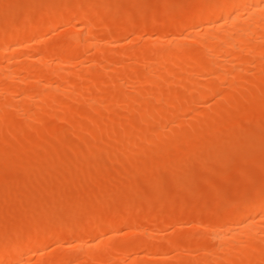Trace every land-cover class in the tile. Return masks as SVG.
Returning <instances> with one entry per match:
<instances>
[{"label":"rangeland","instance_id":"1","mask_svg":"<svg viewBox=\"0 0 264 264\" xmlns=\"http://www.w3.org/2000/svg\"><path fill=\"white\" fill-rule=\"evenodd\" d=\"M219 1L220 0H176V1L175 0H2L0 1V36L6 33H13L14 35L17 36V40L12 45L10 44L8 46L6 50L7 52L5 51L4 60H1V62L3 61L2 66L5 68L3 69V71L4 70L5 71L4 72L2 70L0 71H2L4 74H6L5 72L7 73L10 72L9 70L11 68H12L11 71L13 70L15 71L17 70L16 68H18V66L21 67L22 64L26 62L24 58L26 59L27 57L31 58L34 55L35 56L37 55L36 57L38 58L41 57L40 54L42 53L34 49L35 45L39 47L42 45L44 47H40V48L43 49L47 46L52 45L53 44L52 41H56L54 40L56 38L61 39L65 36V34L67 35V33L75 34L78 38L80 37L79 38L80 43L79 46H77L78 48L76 47H74L76 49L68 48L67 51L66 50L67 48L64 47V45H62V47L59 46L62 48V50L58 48L60 49L61 52L59 50H57V52L59 51L61 56L58 53L59 57L57 54H54L56 57L53 56V59H51L52 56L50 58L48 57L50 61L46 59V62L41 61L38 64H36V62L33 63L32 66L34 65L33 66L34 68L31 70L32 74L30 75L34 74V76H31L33 78L29 77V79L30 80L34 79L35 76L40 74L38 75L42 79L41 80L39 78L40 83L42 82V84H44L45 83L43 79L44 77L42 78L41 76L47 77L49 76V73L50 74L52 73V76L50 75L49 77H51L52 80L54 79L53 80L54 84L58 85L59 84L58 82L60 81H58L59 79L57 80L55 75H57L58 73L57 71H59V73H63L66 75L68 81H70L71 79H72L71 82L78 80V82L76 81L74 84L72 83L73 86L71 85L70 82H63L64 85L65 83H67V85H71L72 88H74V85L77 84V86L80 87L77 88V86L75 85L77 88L76 90H79L80 92V90L82 89L81 90L82 93L80 92L79 94L75 90V88L70 89L71 87L68 86L70 87L68 89L66 85L65 86L67 87L66 89L69 90L66 92L68 97L66 93H64V95L63 93L62 94L57 93L55 95L56 99L58 98V100L55 101L59 102L60 100L62 101L63 99V101L67 103V104L65 103L66 106H61L62 109L61 110L60 106L58 105L60 102L59 103L58 102L54 103L55 101L52 102V106L54 105L55 107H57V109L54 108L53 106L52 109L55 110H51L50 112L55 111L54 115L57 114L56 117L60 115L61 116L60 119L59 118L57 119L56 117H55L56 119L51 118L50 117L51 113L48 114V112L47 113L45 112L44 108H42L43 107L42 104L44 102L38 104V106L31 107V109H33L31 110V112L33 113V115L36 114L34 116L38 120L35 121L34 118V123H32L33 122L32 121L31 122L32 124H30V126L27 127V129L25 128L26 131L28 132H26L24 129V132H26V135L23 134L24 136L21 135L22 133L21 134L19 133L20 131L17 132L16 127L15 128L12 127L10 123L8 124V122L3 119L5 116L4 115L5 112L2 111L4 109L3 108L1 109V107L3 106L2 104L5 103V101L8 99V97L6 96L8 94L5 93L2 89L0 91L2 92V94L0 93L1 94L0 98H2V100L0 99L1 101L0 112L1 111L3 112L2 114L3 116L2 117L0 116V119L1 122H5L7 123V125H9L7 126L5 124L6 127H8L6 128L3 127L4 123L0 124V129L2 128L0 130V135H4L1 137L6 138L5 141L4 140L2 141V139H0V159L2 157V159L0 160V250L10 244H15L17 247V253L8 257L9 259L8 258L6 259L8 261L4 260L6 263L8 262L7 264H27V263L46 264L49 260L50 262H48V264H54L55 261L54 262L52 261L56 260V258H59L57 256H61V255L62 256L66 255L70 257H72L73 255H77V256L83 255L84 257L81 256L83 258L82 259L83 262L81 261L80 263L78 261L79 264H87V263L100 264L101 263L100 261L109 264H117V263L118 264H183V263L202 264L203 262H205V264L206 262H208V264H213V260H214V264H233V263L235 264L237 260L239 261V257L238 258L235 257L236 254L239 255L238 253H236L237 250L235 252L234 251L235 249H233L235 246L238 248V252L242 251L244 248L249 246L248 249L243 250L247 256V260L246 259L243 260L242 258V260L245 261V263L242 261L243 264H246V262L252 264L251 261L249 262V260H252L253 262V259L255 257H258L256 252L253 253V251L251 250L252 251L251 252L250 249H252V244H253L252 240L254 239H255L254 245L257 244L258 246H260L264 243V238H263L264 217L259 216L254 220L253 222L254 224H251L252 226L250 228L251 232L250 229L245 230V232H243L246 235L249 234L248 236L245 235L242 237V235L244 234L241 233L239 235L240 238L237 237V239L234 240L232 239V237L231 239L229 238V240H232L230 242L231 245L232 243L234 244L233 245L234 247L232 248L233 250H229V252L227 251V253L225 251V253L223 252L224 253L223 255L222 253H220L221 256L219 254H216V256L219 257V262L217 261L218 258L215 259L216 257L214 256L215 254L213 253V251H215V248H217V246L218 247L221 246V244L219 240H213L212 233L213 231H215V229H217L216 231L224 230L227 229V226L231 225V223L227 219L228 217L227 214H229L230 211L233 210L235 207L250 203V201L253 202L258 199L264 198V93L262 94L258 93V90H261L262 85L264 86L263 83L264 70H262L264 69L263 66L264 54H261L258 57L257 56L254 57V59H251L250 62L245 65L236 64L237 63L236 60H235L236 62L234 60L229 61L228 59H231L232 57L223 58L221 55H220L221 57L217 55L219 56V61H221V63L222 61L224 64L225 62L226 63L235 62L237 67L235 66V68L229 72L228 78L230 80L227 79V81L232 82L236 76L240 75V77L243 76V78L244 77L247 78L238 81L239 84L242 83L243 86L241 84L240 87H238L239 84L236 83L238 79L234 81L237 90L236 89L234 90L235 92L232 93L233 96L230 97V99L225 98L228 100L227 101L224 99L223 95L220 94H213L207 92L205 93L206 96L202 94L206 90L205 86L211 82L209 80L214 78L213 75H210L212 76L210 77L207 73L204 74L201 72V75L198 74L199 76H195L196 77L195 80H197L198 82L197 86L199 88V91L194 90L197 93L188 95V100L187 102L184 103L185 105L182 104L180 107H178V109L176 110L174 109L176 111V112L173 111L175 115L171 116V118H169L170 120L166 119L167 121L164 120L161 121V124H158L159 128H161L158 129L162 131L164 134L166 133V139L164 141L153 142L150 144L145 143L146 145L142 144V148L133 147V149L132 148L130 149L131 151L128 150L129 151L128 153L122 154L123 157L120 154L117 155V157L115 158L113 157L111 159H109V157L108 159L104 158L105 154L103 153L104 155H102L100 151L99 154L97 153L94 156H92L93 154L91 155L85 154L84 156L85 158L86 157L87 158L92 157V158H90V160L86 159L88 160L86 161L85 159L83 160V157L80 156L82 158L80 159L83 160L82 161L83 164L85 162L89 163V165L88 164L85 165L86 167L81 164L82 167L85 168L84 171L82 170L81 172V170L76 169L75 168L76 165L73 168L70 165V168H72L70 173H68L69 171L65 169V166L70 163L67 160H69V158L72 157V155H74L71 154V151L73 149L71 147H73V145L74 144L76 145L77 143V147L79 148L77 141H81L80 139L82 135L83 137H86L85 134L89 135L88 131L94 130L96 125L99 124L98 126H102L103 128H105L104 130H106L105 133L107 134L110 133L112 130V132L109 135L106 134L107 135L106 137H104L105 135L102 136L104 137V139L101 138V136L96 137L99 139L96 138H94L95 140L91 139V141H93V145H97V143H99L97 145V147L99 148L104 147L105 146L104 144L108 142L112 144L115 143L116 139L119 137L118 134L123 133V132L121 133L119 132L122 131L121 129L123 128L121 127H123V125L125 126L124 129L127 128L132 129L139 127L142 129L143 126L144 128L146 127V125L138 124L135 121L136 112L135 114H133L134 113L133 109L135 110L136 106L138 107L140 101L142 100L146 101L148 99H149L148 101L151 100L150 98L147 99V97L148 96L150 97L152 94V92L151 94L149 92L151 90L154 91L156 88L155 86L150 85L149 82L151 81V79L153 80L156 75L154 74L155 76H151V77L150 76L140 77V79L145 77L146 80L145 79L143 80V81H147V83H145V82H141L142 80L139 82L138 79L134 76L133 74L134 72H131L132 74H129L130 70L134 69L132 67L136 66L135 68H137L139 63L141 65V61L138 57V55H140L139 53L145 54V52L149 53L150 50L152 52L158 50V51H163V54L165 55L168 54V52L170 53V51L174 52L176 50L180 55V58H182L181 55L183 54L184 48L188 50L200 49L197 48L198 43L195 42L197 40L196 39L194 40V38L196 36L200 38L201 35L206 33L207 30L204 29V27L207 28L211 27L210 20L202 19L201 20L202 24L200 23V26L196 25L198 28L196 27L193 30L191 28H187L184 25V21L190 14L193 13V11L199 5L200 6L205 5L206 7H210L211 5H214V3L216 4ZM54 10L59 12L58 14H61L59 15L60 16L59 18L57 17L58 15H56V17L58 18V22L56 21L57 22L56 24L59 23L60 26L59 24L58 25L54 24L53 26L51 25L52 27L51 26L47 27L46 31L35 30L34 25L36 24V22L41 21L42 19H44L43 17L46 16V14L50 13L51 11L53 13ZM81 11L82 12L85 11L83 12V14L89 17V18L86 17L88 19L86 21H83L86 24L81 23L80 22L81 20L78 21V18L74 19L75 17L79 16L78 14ZM52 13L51 15H54V13L53 14ZM68 14L70 16H68ZM62 15L64 19L61 20ZM244 15L248 16L249 13L245 12ZM198 17L196 16V18ZM59 19L62 21V23L59 22ZM203 23L205 24L203 25ZM218 23L220 22L218 21ZM87 26L88 28L86 29ZM170 29L172 31L174 30V32H172ZM188 29H190V31ZM213 30L214 29H212V31ZM37 32H41L43 36H41V33H38L39 34L38 35ZM77 33L79 34L77 35ZM89 33L92 34L89 35ZM258 33L259 35L261 34L260 32ZM256 35L255 37H257ZM255 37L252 40L253 43L255 42V40L257 41ZM96 44L98 46H96ZM179 47L182 49V53L178 51L181 50L178 49ZM259 47H263V46H259ZM30 49L35 54H32ZM22 51L24 52L22 53ZM62 51L63 52L67 51V52L62 53ZM111 51H113L114 53ZM70 52L73 53L72 56L69 55ZM11 54L14 56V58L16 55L17 59H14ZM17 54L20 55L18 56L20 58L17 57ZM62 54L65 55L64 58L66 59L62 57L64 56ZM10 57L13 60L11 59L10 61L9 59ZM103 57L106 58V60L103 59ZM124 57L125 59H123ZM131 58H133V60ZM107 61H109V63ZM103 63H105V65L107 66H103ZM5 64H9L11 67ZM163 64H164L163 66L161 64L160 68L159 67L157 68L158 70L156 69L155 71L157 72L156 78L161 76V74H164L165 70L169 67L167 66L169 64H165V63ZM257 64L260 65L261 67L260 66L258 67ZM46 65H48L47 67L49 69L46 67ZM36 68H38L39 72L38 70L36 71ZM70 68L71 70H69ZM73 68L75 72H73L72 74L71 71ZM257 68L260 69L261 71L257 70ZM126 69L127 71H125ZM33 71H35V73ZM52 71H56V74H53ZM121 71H123L124 73L127 72L131 78L132 76L135 77L132 80L138 81V83L137 82L133 83L131 79H125L124 77L122 78L123 80H121L122 76L120 77V75L121 74L123 75ZM233 71L234 73L237 74L232 75ZM2 72H0V76L4 75ZM255 72L258 73L256 74ZM79 74L84 77L87 76V78L80 77ZM90 74H92L93 77L90 76ZM181 75L184 76L185 74H181ZM22 76L23 75H21V77ZM247 76L251 79V82ZM102 78L105 79L104 82L106 81L107 78H108L107 81L110 80L111 81L110 83H106L107 81L104 83L101 80ZM119 79L123 88L119 83ZM124 79L126 80L127 83H125ZM10 80L12 79H9L7 81V84H9ZM15 80H12L14 81V83L12 81L10 83L17 86L18 90L19 87L22 86L24 87V89L27 88L26 85H23V83L21 84L20 82L18 83ZM20 80L22 81V79L19 78V81ZM100 81L101 84L103 85H100ZM112 81L113 82L116 81L115 84H113V86L110 85L112 84ZM83 82L84 84L85 82L88 83L85 84L86 86H84L82 85ZM226 82L224 84L223 83L220 84V91L222 92H227V90L229 91V86L227 85L230 84L228 82L226 85ZM78 83L80 85H78ZM63 84H61V86ZM245 84L249 86L246 87ZM135 88L136 89L138 88V90H136ZM143 88L145 89V91L143 90ZM200 88H203L205 90ZM45 90L47 92L50 91L49 87L48 90L47 87L45 88ZM106 90L108 91L106 92ZM110 91H112L111 94L114 95L113 97L111 94L110 95L108 94ZM140 91L141 92L143 91L142 95L139 93ZM144 92H146L147 94V95L145 94L146 96H143ZM18 93L15 92V94L17 95H13V97L10 95V99L11 98L13 99V100L11 99V103L13 105V108L16 109V111L18 109L23 110V106L26 105L23 104L26 103L27 100L24 95L23 96L21 95L20 91H18ZM77 94L79 95V97L83 96L84 94H88L89 96L90 94L91 96L92 95L97 96L98 94V97L101 94L103 95L100 96L101 98L99 97V99L95 98L96 96L94 97L95 99L93 98L92 102L97 99L96 102L95 101L94 102L95 103L98 102V103L97 104H95L94 102L91 103L92 105L91 107L93 108L96 107V109L90 108L91 110L90 112L89 111L87 112V115L79 117V115L75 116L77 114L74 113L75 112L74 109L79 105V101L81 102V99L83 100H85V98L89 99V96L87 95L88 97L83 96V98L82 97L79 98ZM116 94L118 96H116ZM246 94L247 95L251 94V96L249 97L250 99H248V97H245L247 96ZM110 96L112 97L110 98L111 103L110 101H108L109 100L108 98ZM122 96L125 100L122 98ZM132 96L133 97L136 96L135 97L136 100H134L135 98H133ZM36 98L34 100H36ZM74 98L78 99L79 101L77 102V100H75ZM90 99H92V97H90ZM118 99H121L122 101H127L126 103L125 102L123 103L128 104L127 106L128 107L131 106V108L127 107V109L122 108L121 110L120 107L119 109L116 105L118 101H116L115 104V100ZM48 101L49 100L45 102L49 103ZM122 101H120V103H122ZM128 101L129 102L132 101L130 102L131 104H129ZM46 103L44 104V107H46V110L48 111L51 106L50 105L47 106ZM17 104L19 107H17ZM30 104H33L32 101ZM30 104L28 103L27 105ZM39 105H40V109H39ZM75 105L76 107L74 108ZM103 106L104 107L106 106L107 108L106 107L104 108ZM161 106L164 105L161 104ZM37 110L38 111L41 110L39 111L40 115H37L38 114ZM109 111L111 112L116 111V112L111 113ZM19 112L20 110L17 112V114ZM57 112L59 113V115ZM116 113L118 114V116ZM45 114L47 115L45 116ZM63 115L65 116L64 118L66 119H63ZM25 116L26 114L22 117L25 118ZM122 116L123 118H121ZM47 117L48 118L50 117L51 120L50 118L48 119ZM74 119L77 120V122ZM66 120H68L69 123ZM131 120L133 122H131ZM117 121L119 122L116 123ZM182 121L185 124H183ZM125 122L127 123V125ZM179 122L182 123L184 126ZM197 124L199 126L201 125V128L199 127L196 128ZM107 127H109L108 130ZM118 127L119 129H117ZM192 127L194 129V132L195 130L198 131V134L192 133L191 131ZM3 129H4V133H3ZM61 130H64L66 132V133L64 132L65 133L64 135H66L67 138H70L69 140L67 139L68 141L65 140L66 143L65 141L61 140V138L63 137V134L60 133L62 132ZM70 131H72L70 133L72 137H69ZM183 131L191 132L192 136L191 134H189L186 135V137L188 136L192 138L186 139L185 134H182ZM16 132L21 136L18 135ZM168 132L169 134L171 133L169 136H168ZM173 132L174 135L176 136V140L172 139L173 141H171L172 142L171 144L168 143L166 144L165 143L166 140L167 142H169V140L173 138L172 137L174 136ZM59 134H60V138H59ZM15 136L18 137L15 138ZM167 137H169L170 139H167ZM77 147L75 146L76 149ZM75 148L72 152L76 151ZM82 150L84 151V153H86L85 148ZM140 151L143 153H141ZM67 154L70 155L68 159L65 158ZM118 157L122 159H118ZM74 158H76L75 155ZM236 160L239 163H237ZM73 161L74 162L72 165H74V163L77 164L79 160L78 161L73 160ZM82 162L79 161L78 163L79 166H81L80 163ZM161 163L162 165L159 167L158 165ZM164 163H166L165 166H163ZM141 166H143L142 168H144L145 166L146 169L144 168L142 170V168H140ZM125 168H126L125 171L128 170V172L123 171V169ZM88 172L90 173L88 174ZM119 172L120 173L125 172V173L119 174ZM58 183L60 186L58 185ZM80 184H85L86 189L81 190ZM63 186L64 187L66 186L68 189V190L66 189L65 195L61 194V192H63L61 190ZM104 215H106V217L123 216L125 221L122 220L123 222L121 221V223H116V224L114 223V225H112V228L110 226H108V228L105 227L106 231L104 232L103 230L102 231L103 233H101V235H98L96 237V240L94 241L86 240L87 242L86 241L84 242V240L81 239L84 238L81 236L82 233L81 230H83L82 228H84L85 225H89L88 223L89 221L92 224L101 222ZM96 219H99V221H97ZM28 222H31L32 224L37 223L43 226L45 224L50 225L49 228L50 227L53 228L52 232L55 231V233L57 234L56 236L57 239L55 237H51L53 239L49 238L51 239V241L47 238L42 241H40L41 239L39 240L37 239V241L40 242L39 243L36 242L37 243L36 245L32 244L33 246L29 247L28 248L29 250L22 249L28 243L31 244L33 241L35 242V240L33 239H36L40 235H42L41 233H43L42 232L43 229H46L47 227L45 225L46 227L42 228L41 226L38 225L42 229V231L38 233V231L41 229L40 228L38 229L37 228L38 226L35 228L34 224L33 225L28 224L31 229L29 230L28 227L26 226ZM18 225L27 227L29 232L28 231L27 233L24 232L18 236L16 234V231L19 227H21ZM225 225L227 226L223 227ZM31 226H34V228L38 230L36 231L37 233L31 232V231H35V229L33 230V227L31 228ZM230 227L231 230L233 231L235 225H231ZM140 229H142L144 232L142 230L140 231ZM231 234H232L231 232L229 233V235L227 233L229 237L231 236ZM249 236L252 237L251 241L249 239ZM192 237L195 239H193ZM210 237L212 239H210ZM258 238H261V242L259 241ZM147 239L149 242L147 241ZM257 239L259 242L257 241ZM145 240L147 243L145 242ZM183 240L184 243H182ZM239 240L241 241V243ZM59 241H61L62 243ZM115 241L116 243H114ZM200 241L202 242V244H205V248L204 247L202 249L199 248L200 245H202L199 244L201 243ZM206 241L208 242L207 245H206ZM211 241L212 244L209 243ZM247 242L249 245H247ZM81 243L87 245L86 246L83 245L82 247ZM112 244H114V247L112 246ZM127 244L131 245V247L132 246H136V247L128 248V250H126L125 248H127L126 246ZM185 244L187 245L190 244L191 245L190 248H187L189 246H186ZM223 244L222 245L225 246V243ZM108 245H111L112 248H110V246L108 247ZM231 245L229 248H231ZM87 246L88 248H86ZM117 246L120 247L118 248ZM90 247L92 250H89ZM82 248L85 249L83 250ZM110 249L112 250V252ZM117 249L119 251H117ZM121 249L122 252H120ZM130 249L134 250V252L130 251ZM184 249H187V252ZM203 249H206L205 251H209L213 249V251L212 253L210 252L204 253ZM156 250L157 253H155ZM170 250L173 251L174 253L171 252ZM192 250H194L195 252ZM84 251H86L87 253ZM129 251L130 253H128ZM160 251L161 253H159ZM231 251L233 253H230ZM89 252L91 256L87 255L89 254ZM102 252L104 254H102ZM234 253L236 254L234 255ZM84 254H86V256ZM212 254H214L213 257ZM253 254H255V256ZM248 255L250 256V258L248 257ZM115 256L117 258H115ZM222 256L225 258L223 259ZM46 257H48L49 259ZM84 258L86 260H84ZM259 258L263 260L259 261V259L257 258L258 260L257 264L260 263L264 264V257L263 258L259 257ZM14 259H16V261ZM103 259L106 261H104ZM107 259L110 260L108 261ZM206 259H208L209 261L208 260L206 261ZM232 259L233 260L236 259V260H234L233 262ZM210 260L212 262H210ZM69 262H70L69 260L68 261L66 260L64 264L77 263V262L76 263H72V262L69 263ZM254 262L253 264H256ZM59 264H63L62 261Z\"/></svg>","mask_w":264,"mask_h":264},{"label":"bare ground","instance_id":"2","mask_svg":"<svg viewBox=\"0 0 264 264\" xmlns=\"http://www.w3.org/2000/svg\"><path fill=\"white\" fill-rule=\"evenodd\" d=\"M0 1H2V0H0ZM176 1V0H175ZM202 4V3H201ZM205 5H202V6H198L194 11H193V13L192 14H190L186 19H185V21H184V25L187 27V28H191L192 30L194 29V28H196L197 26L196 25H198V26H200V23H201V20L202 19H204V20H210V23H211V27H204V29H206L205 31H206V33H204L203 35H201V37L199 38L198 36H196L195 38H194V40L196 39L197 41H195V42H197L198 43V45H197V48H200V49H197V50H188V49H185L184 48V50H183V54L181 55V57L182 58H180V55L178 54V52L176 53L175 51L174 52H171L170 51V53L168 52V54H163V51H158V50H156L155 52H152L151 50H150V52L149 53H146L145 52V54H141V53H139L140 55H138V57H139V59H140V61H141V65H140V63H139V65L137 66V68H135V67H132V68H134V69H132V70H130V72H129V74H132L131 72H134L133 74H134V76L138 79V81L140 82L141 80V82H145V83H147V81H143L144 79H145V77L144 78H141L140 79V77H142V76H157V72H155L156 71V69L159 67L160 68V65L162 64V66L164 65L163 63H165V64H169V65H167V66H169L166 70H165V72H164V74H161V76H159V77H157L156 78V76L154 77V79L152 80L151 79V81L149 82V84L150 85H152V86H155V92L154 91H150L149 93L151 94V92H152V94H151V96L149 97H147V99L148 98H150L151 100L150 101H148V100H146V101H144V100H142V101H140L139 102V104H138V107L136 106V109L134 110L133 109V111H134V113L133 114H135V112H136V116H135V121L138 123V124H144V125H146V127L144 128V126H143V128L141 129L140 127L139 128H132V129H130V128H127V129H124V125H123V127H121V128H123V129H121L122 131H119L120 133L121 132H123V133H121V134H118L119 135V137L116 139V141H115V143H110V142H108V143H103L105 146L104 147H101V148H99V147H97V145L99 144V143H97V145H93V141H91V139L93 140L94 138H96V137H98V136H101V138H103L104 139V137H106L107 135H109L111 132H112V130H111V132L110 133H105V131L106 130H104L105 128H103L102 126H98V125H96L95 126V128H94V130H89L88 132H89V135L88 134H85L86 135V137H83V135H82V137H81V141H77L78 142V146H79V148L77 147V143H76V147H77V149L75 148V146L73 145V147H71V148H73L72 149V151L74 150V148L76 149V151H74V152H72L71 151V154H74L75 155V157L76 158H74V155H72V157H70L69 158V154H67V156L65 157L66 159H68L69 158V160H67V161H69L70 163L68 164V165H66L65 166V169L67 170V171H69L68 173H70L71 172V169L75 166V168L76 169H79V170H81V172H82V170L84 171V167H82V165L83 166H85L86 164H88L89 165V163H84L83 164V160L85 159H88V160H90V158H92V157H90V158H85L84 156H85V154H87V155H91V154H93L92 156H94V155H96L97 153L99 154V151H100V153L102 154V155H104V158H106V159H108V157H109V159H111V158H115V157H117V155H120L121 154V156L123 157V155L122 154H125V153H128L129 151L128 150H130L131 148L133 149V147H136V148H142V144L143 145H146L145 143H153V142H162V141H164L165 139H166V133L164 134L162 131H160L159 129H161V128H159V125L158 124H161V121H167L169 118H171V116H173V115H175V113H173V111H175L176 109H178V107H180L182 104H184L185 102H187V100H188V95H190V94H193V93H197L196 91H194V90H197V91H199V88H198V82H197V80H195V76H199L198 74H200L201 75V72L202 73H207L209 76L210 75H213V77L214 78H212V79H210L209 81H211L208 85H206L205 87H206V90L205 89H203V88H200V89H203V90H205V92H203L202 94L203 95H205V93L207 92V93H213V94H220V95H223V97H224V99L225 98H229L230 99V97H232L233 95H232V93H234L235 91V89H236V84H235V82L234 81H236L237 79V82L236 83H238L239 84V80H243L244 78H243V76L242 77H240V75H238V76H236L235 77V79H233V81L232 82H230V81H227V79H229L228 78V76H229V72L231 71V70H233L234 68H235V66H236V64H239V65H241V64H248L249 62H250V60L251 59H254V57H258L259 55H261V54H264V0H220L218 3H214V5H211L210 7H204ZM86 8V7H85ZM89 10V9H88ZM87 10V11H88ZM86 11V10H85ZM85 11H83V12H85ZM56 12V13H55ZM67 12V11H66ZM79 12V11H78ZM83 12L81 11L77 16L78 17H75L74 19H76V18H78V21H80L81 23H84V24H86L85 22H83V21H86L89 17L88 16H86V15H84L83 14ZM100 12V11H99ZM249 13V15L248 16H246V15H244V13ZM51 13H52V11L50 12V13H48V14H46V16H42L44 19H39V20H41V21H37L36 22V24L34 25V28H35V30H37V31H46L47 30V27H49V26H53L54 24H56L57 22H58V18L60 17L59 15H61V14H58L59 12H57V11H53V13H54V15H51ZM52 13V14H53ZM61 13H63V12H61ZM74 13V12H73ZM86 13H88V12H86ZM85 13V14H86ZM218 14V15H217ZM56 15H58L57 17H56ZM74 15V14H73ZM65 16V15H64ZM68 16H70L69 14H68ZM196 16L198 17V18H201V19H198V18H196ZM46 17V18H45ZM86 17H88V18H86ZM40 18V17H39ZM212 18V19H211ZM62 19H64V17H63V15H62V17H61V20ZM72 19H73V17H72ZM92 19V18H91ZM60 19H59V22H61L62 23V21H61ZM69 20V19H68ZM184 20V19H183ZM200 20V21H199ZM57 21V22H56ZM95 21V20H94ZM218 21L220 22V23H218ZM22 22V21H21ZM67 22V21H66ZM69 22V21H68ZM203 22V21H202ZM208 22V21H207ZM105 23V22H104ZM107 23H108V21H107ZM114 23V22H113ZM139 23V22H138ZM59 24V23H58ZM58 24H56V25H58ZM68 24V23H67ZM71 24V23H70ZM75 24H76V22H75ZM111 24V23H110ZM202 24V23H201ZM205 23H203V25H204ZM99 25V24H98ZM28 26V25H27ZM51 26V27H52ZM59 26H60V24H59ZM95 26H96V24H95ZM119 26V25H118ZM166 26H167V24H166ZM178 26V25H177ZM56 27V26H55ZM84 27V26H83ZM93 27V26H92ZM184 27V26H183ZM185 27V28H186ZM26 28H28V27H26ZM76 28V27H75ZM88 28V26L86 27V29ZM182 28V27H181ZM186 28V29H187ZM198 28V27H197ZM85 29V30H86ZM142 29V28H141ZM178 29V28H177ZM212 29H214L213 31H212ZM49 30V29H48ZM93 30V29H92ZM143 30V29H142ZM141 30V31H142ZM171 30V29H170ZM184 30V29H183ZM182 30V31H183ZM189 31H190V29H188ZM196 30V29H195ZM200 30V29H199ZM211 30V31H210ZM172 31V30H171ZM170 31V32H171ZM204 31V32H205ZM166 32H168V31H166ZM172 32H174V30L172 31ZM181 32V31H180ZM200 32V31H199ZM258 32H260L261 34L259 35V33ZM38 33H41V32H37V34ZM44 33V32H43ZM93 33V32H92ZM92 33H89V35L90 34H92ZM186 33H187V31H186ZM34 34V33H33ZM36 34V35H37ZM45 34V33H44ZM62 34V33H61ZM79 33H77V35H78ZM149 34V33H148ZM190 34V33H189ZM257 34V35H256ZM39 35V34H38ZM151 35V34H150ZM149 35V36H150ZM255 35L257 36V37H255ZM259 35V36H258ZM41 36H43L42 35V33H41ZM56 36H57V34H56ZM100 36V35H99ZM91 37V36H90ZM101 37V36H100ZM194 37V36H193ZM254 37L257 39V41L255 40V42L253 43L252 42V40L254 39ZM80 38V37H79ZM75 34H68L67 33V35L65 34V36L63 37V38H56V39H54V40H56V41H52V45H50V46H47V47H45V48H43V49H41L40 47H44V46H37V45H35L33 48L35 49V50H37L38 52H40V53H42V54H40L41 55V57H36L35 55L34 56H32L31 58L30 57H27V59L26 58H24V60L26 61L24 64H22V66L21 67H19L18 66V68H16L17 70H13V71H11V69L9 70L10 72H5L6 74H4L3 72L5 71H3V69H5L3 66H2V62H1V60H4V54H5V51L7 50V48H8V46L11 44H13L16 40H17V36L16 35H14L13 33H6V34H3V35H1L0 36V70H2V71H0V72H2L4 75V78H3V76H0L1 77V79H0V91H1V89L5 92V93H7L8 95H6L7 97H8V101L6 100H4L5 101V103H3L2 105V107H1V109L3 108L4 110H2V111H4L5 112V116H4V120L5 121H7L8 122V124L10 123L11 124V126L12 127H16L17 129V132H19L22 136H24V135H26V132H28V131H26V129H27V127H29L30 126V124H32V123H34V118H35V121L36 120H38L34 115H36V114H34L33 115V113L31 112V110H33V109H31V107H35V106H38V104H40V103H43L42 105H43V107H42V105H41V107L42 108H44V110H45V112L47 113L48 112V114H50L51 113V115H50V117L51 118H55L56 117V115L57 114H55L54 115V113H55V111L54 112H50L51 110H55V109H52L53 108V106H52V102L53 101H55V100H58V98L56 99V94L57 93H60V94H62L63 93V95H64V93H66L67 91H69L68 89L70 88V89H74L75 88V90L77 89V88H79L80 86H77V84H75L76 86H77V88H76V86L74 85V88H72V83L74 84L76 81L78 82V80H76V81H74V82H71L72 81V79L70 80V81H68V78L66 77V75L65 74H63V73H59V71H57L58 73H57V75H55L56 76V78H57V80L58 81H62L61 83L60 82H58L57 84L58 85H56V84H54V82H53V80L51 79V77H49L50 75L52 76V73L50 74L49 73V76H41L43 79H44V84H42V82L40 83V80H39V76L38 75H40V74H38L37 76H35V78L34 79H29V77L30 78H33V77H31V76H34V74L33 75H30V74H32L31 73V70L34 68L33 66H32V64L33 63H35L36 62V64H38L39 62H41V61H45L46 62V59H48V57L50 58L51 56H52V58L51 59H53V56L54 57H56L54 54H57L58 55V53H59V51H60V49L62 50V45H64V47H66L67 49V51H68V48H74V47H76V48H78L77 46H79V39ZM99 38V37H98ZM31 39V38H30ZM58 39V40H57ZM178 39H180V38H178ZM25 40H27V39H25ZM24 40V41H25ZM32 40V39H31ZM50 40V39H49ZM83 40V39H82ZM185 40V39H184ZM22 42V41H21ZM41 42V41H40ZM177 42V41H176ZM38 43V42H37ZM193 43V42H192ZM196 43V44H197ZM16 44V43H15ZM45 44V43H44ZM48 44H49V41H48ZM66 44V45H65ZM98 44V43H97ZM96 44V46H98ZM195 44V43H194ZM31 45V44H30ZM47 45V44H46ZM192 45V44H191ZM219 45H220V47H219ZM223 47H222V46ZM59 46H61V47H59ZM67 46H69V47H67ZM259 46H263V47H259ZM32 47V46H31ZM63 47V48H64ZM85 47V46H84ZM158 47V46H157ZM157 47H155V48H157ZM196 47V46H195ZM58 48H60V49H58ZM76 48H74V49H76ZM91 48V47H90ZM96 48V47H95ZM94 48V49H95ZM165 48V47H164ZM219 48V49H218ZM220 48H221V50H220ZM262 48V49H261ZM10 49V48H9ZM22 49V48H21ZM28 49V48H27ZM26 49V50H27ZM80 49V48H79ZM85 49V48H84ZM88 49H89V47H88ZM97 49V48H96ZM99 49V48H98ZM159 49V48H158ZM178 49H181L180 47L178 48ZM33 50V49H32ZM40 50V51H39ZM57 50H59L58 52H57ZM87 50V49H86ZM155 50V49H154ZM30 51H31V49H30ZM36 51V52H37ZM42 51V52H41ZM67 51H62V53H66ZM90 51H91V49H90ZM93 51V50H92ZM104 51V50H103ZM128 51H130V50H128ZM149 51V50H148ZM179 52H181L182 53V49L181 50H178ZM185 51V52H184ZM7 52V51H6ZM17 52V51H16ZM24 51H22V53H23ZM61 52V51H60ZM108 52H109V50H108ZM111 52H113V51H111ZM25 53H27V52H25ZM31 53L32 54H35V53H33L32 51H31ZM71 53V52H70ZM69 53V55H71L72 56V54L73 53H71L70 54ZM114 53V52H113ZM128 53H130V52H128ZM20 54H21V52H20ZM107 54V53H106ZM148 54V55H147ZM8 55V54H7ZM12 55V54H11ZM15 55V54H14ZM25 55H27V54H25ZM29 55V54H28ZM59 55L61 56V54L59 53ZM59 55H58V57H59ZM62 55H64V54H62ZM84 55V54H83ZM91 55V54H90ZM184 55V56H183ZM217 55H221L223 58H229V57H232L231 59H228L229 61H237V63L235 64V62L233 63H229V62H225V64L223 63V61H222V63H221V61H219V56H217ZM13 56V55H12ZM18 56H20L19 54H17V57ZM85 56V55H84ZM88 56V55H87ZM92 56V55H91ZM134 56V55H133ZM220 56V57H221ZM63 58L65 57V55L64 56H62ZM61 57V58H62ZM66 57H68V56H66ZM73 57H74V55H73ZM76 57V56H75ZM13 58H14V56H13ZM18 58H20V57H18ZM22 58V57H21ZM62 58V59H63ZM82 58V57H81ZM109 58V57H108ZM112 58V57H111ZM262 58V57H261ZM6 59V58H5ZM10 59V61H11V57L9 58ZM14 59H17L16 58V55H15V58ZM64 59H66V58H64ZM74 59V58H73ZM87 59V58H86ZM103 59H105L106 60V58H104L103 57ZM123 59H125V57L123 58ZM132 60H133V58H131ZM135 59V58H134ZM13 60V59H12ZM79 60V59H78ZM137 60V59H136ZM9 61V60H8ZM9 61V62H10ZM48 61H50L49 59H48ZM47 61V62H48ZM52 61V60H51ZM69 61H70V59H69ZM83 61V60H82ZM98 61H99V58H98ZM124 61V60H123ZM261 61V60H260ZM8 62V63H9ZM22 62V61H21ZM77 62V61H76ZM108 63H109V61H107ZM256 62V61H255ZM5 63V62H4ZM20 63V62H19ZM80 63V62H79ZM124 63V62H123ZM122 63V64H123ZM131 63V62H130ZM135 64V63H134ZM4 65V64H3ZM5 65H7V66H9V67H11L9 64H5ZM40 65V64H39ZM120 65V64H119ZM238 65V66H239ZM258 65V64H257ZM37 66V65H36ZM48 65H46V67H47ZM66 66V65H65ZM81 66V65H80ZM103 66H107V65H105V63H103ZM260 65H258V67H259ZM264 66V65H263ZM75 67V66H74ZM116 67V66H115ZM237 67V66H236ZM261 67V66H260ZM39 68V67H38ZM38 68H36V71L38 70ZM48 68V67H47ZM114 68V67H113ZM162 68H164V67H162ZM245 68V67H244ZM40 69V68H39ZM49 69V68H48ZM65 69H67V68H65ZM95 69V68H94ZM130 69V68H129ZM44 70H46V69H44ZM54 70V69H53ZM62 70V69H61ZM69 70H71V68L69 69ZM74 70V68L72 69V74H73V72H75V70ZM134 70V71H133ZM158 70V69H157ZM162 70V69H161ZM257 70H260V69H258L257 68ZM262 70H264V69H262ZM7 71V70H6ZM51 71V70H50ZM56 71H52L53 72V74H56ZM100 71V70H99ZM125 71H127V69L125 70ZM164 71V70H163ZM235 71V70H234ZM234 71L232 72V75L233 74H237V73H234ZM261 71V70H260ZM34 73H35V71H33ZM38 72H39V70H38ZM62 72V71H61ZM88 72V71H87ZM111 72V71H110ZM159 72V71H158ZM161 72V71H160ZM26 75H25V74ZM45 73V72H44ZM121 73H123V75L121 74L120 75V77H121V80H123L122 78L124 77L125 79H131V81H133V83H135V82H137L138 83V81H134V80H132L133 78H135V77H133L132 75V78L130 77V75H128V73L127 72H123V71H121ZM180 73V74H179ZM242 73H243V71H242ZM242 73H240V74H242ZM256 74L258 73V72H255ZM254 73V74H255ZM47 74H48V72H47ZM74 74H77V73H74ZM81 74V73H80ZM79 74V75H80ZM113 74V73H112ZM116 74V73H115ZM155 74V75H154ZM181 74H185L184 76H182ZM231 74V73H230ZM238 74H239V72H238ZM261 74V73H260ZM21 75H23L22 77H21ZM68 75V74H67ZM85 75V74H84ZM111 75V74H110ZM245 75V74H244ZM259 75V74H258ZM54 76V77H55ZM76 76V75H75ZM90 76H92V74H90ZM113 76V75H112ZM139 76V77H138ZM16 77H18V78H16ZM80 77H83V78H87V76H81L80 75ZM93 77V76H92ZM102 77V76H101ZM110 77V76H109ZM210 77H212V76H210ZM248 77V76H247ZM264 77V76H263ZM19 78L20 79H22V81L20 80L19 81ZM67 78V79H66ZM104 78V77H103ZM101 79L102 80V82H104V80L105 79ZM202 78V77H201ZM231 78V77H230ZM249 78V77H248ZM9 79H12V80H15V79H18V80H15L16 82H20L21 84L23 83V85H26L27 86V88H30V89H27V88H25L24 89V87L22 86V87H19V90H18V88H17V86H15L14 84H11L10 82L12 81V80H10V82H9V84H7V81L9 80ZM41 79V78H40ZM67 80V81H64V80ZM100 79V78H99ZM108 79V78H107ZM107 79H106V81H107ZM124 79V80H125ZM150 79V78H149ZM149 79H147V80H149ZM245 79H247V78H245ZM250 79V78H249ZM264 79V78H263ZM42 80V79H41ZM74 80V79H73ZM90 80V79H89ZM88 80V81H89ZM110 80V79H109ZM113 80V79H112ZM136 80V79H135ZM146 80V79H145ZM230 80V79H229ZM86 81V80H85ZM105 81V82H106ZM111 81V80H110ZM110 81H107L106 83H110ZM114 81V80H113ZM112 81V84H110V85H112L113 86V84H115V82H113ZM128 81H130V80H128ZM227 81V82H226ZM13 83H14V81H12ZM63 82H70L71 83V85H67V83H65V85L63 84ZM91 82V81H90ZM89 82V83H90ZM104 82V83H105ZM205 82V81H204ZM226 82V85H227V83L229 82V84L230 85H227V86H229V91L227 90V92H222V91H220V84L221 83H225ZM250 82H251V79H250ZM261 82V81H260ZM56 83V82H55ZM88 82H85V84H87ZM119 83H120V85H121V82H120V79H119ZM125 83H127L126 82V80H125ZM144 83V84H145ZM241 83V82H240ZM263 83H264V81H263ZM262 83V84H263ZM15 84H17V83H15ZM54 84V85H53ZM61 84H63L62 86H61ZM84 84V82H83V84L82 85H84V86H86ZM99 84V83H98ZM123 84V83H122ZM140 84V83H139ZM144 84H142V85H144ZM222 84V85H223ZM237 84V85H238ZM242 84V83H241ZM241 84H239V86L238 87H240V85ZM249 84V83H248ZM261 84V85H262ZM56 85V86H55ZM67 85V87L68 86H70V87H68V89H66L67 87H65ZM78 85H80L79 83H78ZM91 85V84H90ZM94 85V84H93ZM96 85V84H95ZM100 85H103V84H101V81H100ZM138 85V84H137ZM200 85H202V84H200ZM225 85V86H226ZM246 85V84H245ZM244 85V86H245ZM250 85V84H249ZM249 85H246V87L247 86H249ZM260 85V84H259ZM25 86V87H26ZM124 86H125V84H124ZM242 86H243V84H242ZM47 87V90H48V87H49V89H50V91L49 92H47L46 90H45V88ZM65 87V88H64ZM98 87V86H97ZM115 87V86H114ZM121 87H122V85H121ZM136 87V86H135ZM245 87V88H246ZM100 88V87H99ZM120 88V87H119ZM123 88V87H122ZM121 88V89H122ZM126 88H127V86H126ZM141 88V87H140ZM198 88V89H197ZM228 88V87H227ZM242 88V87H241ZM255 88V87H254ZM91 89H93V88H91ZM136 89V88H135ZM248 89V88H247ZM260 89V88H259ZM74 90V91H75ZM82 90V89H81ZM80 90V92L82 93V91ZM109 90V89H108ZM108 90H106V92L108 91ZM125 90H127V89H125ZM129 90V89H128ZM136 90H138V88L136 89ZM139 90H141V89H139ZM143 90L145 91V89L143 88ZM147 90V89H146ZM237 90V89H236ZM239 90V89H238ZM18 91H20L21 92V95L23 96H25V98L27 99L26 100V103H24L23 105H25V106H23V110L22 109H18L17 111H16V109H14L13 108V105H12V103H11V99H10V95L13 97V95H17V94H15V92H17L18 93ZM79 94H80V92H79V90H76ZM75 91V92H76ZM85 91H87V90H85ZM91 91V90H90ZM99 91V90H98ZM149 91V90H148ZM244 91V90H243ZM3 92V93H4ZM92 92V91H91ZM116 92V91H115ZM114 92V93H115ZM1 94H2V92H0ZM4 93V94H5ZM73 93V92H72ZM93 93V92H92ZM112 93V91H110L108 94L110 95ZM141 95H142V93H143V91L141 92H139ZM199 93V92H198ZM250 93V92H249ZM258 93H264V86L262 85V88H261V90H258ZM0 94V95H1ZM18 94H20V93H18ZM69 94V93H68ZM89 94V93H88ZM88 94H84L83 96H87ZM95 94V93H94ZM107 94V95H108ZM125 94V93H124ZM128 94V93H127ZM126 94V95H127ZM134 94V93H133ZM138 94V93H137ZM146 94V92H144V94H143V96H146L145 95ZM237 94V93H236ZM257 94V93H256ZM66 95H67V93H66ZM74 95V94H73ZM103 94H101L100 96H102ZM112 95V94H111ZM131 95V94H130ZM135 95V94H134ZM245 95V94H244ZM243 95V96H244ZM247 95V94H246ZM59 96V95H58ZM71 96H72V94H71ZM70 96V97H71ZM77 96L79 97V95L77 94ZM83 96H80V97H82L83 98ZM89 96V95H88ZM87 96V97H88ZM96 95H92L91 96V94H90V96H89V99L88 98H85V100H83V99H81V102L78 100V99H75V100H77V102L79 101V105L76 107V105L74 106V113H76L77 115H75V116H78L79 115V117L80 116H85V115H87V112L89 111L90 112V110L93 108V107H91L92 105H91V103H93L94 101L96 102V100L97 99H99V97H98V94H97V96L95 97ZM114 95H112V97H113ZM116 96H118L117 94H116ZM124 96V95H123ZM123 96H122V98H123ZM206 96V95H205ZM217 96V95H216ZM238 96V95H237ZM251 96V94H249V95H247V96H245V97H248V99H250L249 97ZM15 97V96H14ZM20 97V96H19ZM33 97H38L39 98V100H38V98H36V100H34L35 98H33ZM60 97V96H59ZM67 97H68V95H67ZM75 97V96H74ZM79 97V98H80ZM90 97H92V99H90ZM97 98L96 100H94L93 102H92V100H93V98ZM111 96L108 98L109 100L108 101H110L111 99L110 98H112ZM133 97V96H132ZM136 97V96H135ZM135 97H133V98H135ZM204 97V96H203ZM244 97V98H245ZM24 98V99H25ZM33 98V99H32ZM61 98V97H60ZM94 98V99H95ZM101 98V97H100ZM116 98V97H115ZM118 98V97H117ZM126 98V97H125ZM144 98H146V97H144ZM254 98V97H253ZM1 100H2V98H0ZM6 99V98H5ZM88 99V100H87ZM105 99V98H104ZM124 99V98H123ZM138 99V98H137ZM13 100V99H12ZM47 100H49L48 102L50 103H46L47 102ZM71 100V99H70ZM125 100V99H124ZM134 100H136V98L134 99ZM225 100H227V99H225ZM232 100V99H231ZM31 101H32V103L33 104H30L31 103ZM35 103H34V102ZM46 101V102H45ZM107 101V102H108ZM114 101V100H113ZM116 101H118L119 102V105H118V102H117V104H116ZM120 101H122L121 99H118V100H115V104L117 105V107L120 109V107H121V110H122V108H125V109H127V105L128 104H125L127 101H122V103H120ZM228 101V100H227ZM1 102V101H0ZM3 102V101H2ZM13 102V101H12ZM15 102V101H14ZM25 102V101H24ZM31 105H27L28 103ZM58 101H55L54 103H57ZM60 102V103H59ZM58 103V105L60 106V109H61V106H66L65 105V103L66 102H64L63 101V99H62V101L60 100ZM62 102H64V103H62ZM74 102V101H73ZM76 102V101H75ZM94 102V103H95ZM105 102V101H104ZM123 102H125V103H123ZM129 102V101H128ZM130 102H132V101H130ZM129 102V104H131ZM143 102V103H142ZM47 104V106L48 105H50L51 107V109L49 108V110L47 111L46 110V107H44V104ZM63 105H62V104ZM98 103V102H97ZM97 103H95V104H97ZM102 103V102H101ZM110 103H111V101H110ZM194 103V102H193ZM67 104V103H66ZM77 104V103H76ZM161 104L162 105H164V106H161ZM106 105V104H105ZM137 105V104H136ZM185 105V104H184ZM101 106V105H100ZM115 106V105H114ZM190 106V105H189ZM234 106V105H233ZM17 107H19L18 106V104H17ZM95 107V106H94ZM104 107V106H103ZM106 107V106H105ZM104 107V108H105ZM109 107H111V106H109ZM185 107V106H184ZM254 107V106H253ZM36 108H38V107H36ZM54 108H56L57 109V107H55L54 106ZM91 108V109H90ZM103 108V109H104ZM107 108V107H106ZM112 108H113V105H112ZM116 108V107H115ZM128 108H131V106H129ZM186 108H187V106H186ZM0 109V110H1ZM39 109H40V105H39ZM48 109V108H47ZM93 109H96V107L95 108H93ZM175 109V110H174ZM194 109V108H193ZM197 109V108H196ZM20 110V112L17 114V112ZM62 110V109H61ZM66 110V109H65ZM102 110V109H101ZM105 110V109H104ZM108 110H109V108H108ZM115 110V109H114ZM195 110V109H194ZM200 110V109H199ZM0 112L1 114H0V116L2 117L3 115V112ZM38 111V110H37ZM39 111H41V110H39ZM39 111H38V114L37 115H40V113H39ZM60 111V110H59ZM96 111V110H95ZM129 111H130V109H129ZM179 111V110H178ZM253 111V110H252ZM23 112H24V114H23ZM35 112V111H34ZM44 112V113H45ZM62 112V111H61ZM60 112V113H61ZM94 112V111H93ZM103 112V111H102ZM109 112H111V111H109ZM112 112H116V111H112ZM111 112V113H112ZM176 112V111H175ZM196 112V111H195ZM200 112V111H199ZM213 112V111H212ZM22 113V114H21ZM44 113H42V114H44ZM58 113V112H57ZM118 113V112H117ZM116 113V114H117ZM122 113H124V112H122ZM185 113V112H184ZM26 114V116H25V118H23L22 116H24ZM223 114V113H222ZM20 115H22V116H20ZM47 114H45V116H46ZM58 115H59V113H58ZM123 115V114H122ZM195 115V114H194ZM193 115V116H194ZM113 116V115H112ZM117 116H118V114H117ZM38 117V116H37ZM40 117V116H39ZM49 117V118H50ZM65 116L63 115V119H66V118H64ZM108 117V116H107ZM111 117V116H110ZM175 117V116H174ZM173 117V118H174ZM48 118V117H47ZM48 118V119H49ZM51 118H50V120H51ZM57 119L59 118H61V116L59 115L58 117H56ZM55 118V119H56ZM68 118H70V117H68ZM67 118V119H68ZM82 118V117H81ZM84 118V117H83ZM121 118H123V116L121 117ZM54 119V120H55ZM167 119V120H166ZM75 120V119H74ZM118 120V119H117ZM122 120V119H121ZM121 120H120V122H121ZM170 120V119H169ZM192 120V119H191ZM202 120V119H201ZM33 121V122H32ZM49 121V120H48ZM59 121V120H58ZM63 121V120H62ZM65 121V120H64ZM67 122H68V120H66ZM76 122H77V120H75ZM105 121V120H104ZM103 121V122H104ZM175 121V120H174ZM32 122V123H31ZM41 122V121H40ZM100 122H102V121H100ZM99 122V123H100ZM119 121H117L116 123H118ZM131 122H133L132 120H131ZM243 122V121H242ZM2 123H4L3 125V127H6V125H7V123H5V122H1V119H0V124H2ZM38 123V122H37ZM36 123V124H37ZM69 123V122H68ZM74 123V122H73ZM87 123H89V122H87ZM105 123V122H104ZM107 123V122H106ZM113 123V122H112ZM126 123V122H125ZM178 123V122H177ZM180 123V122H179ZM182 123H183V121H182ZM182 123H180V124H182ZM225 123V122H224ZM236 123V122H235ZM6 124V125H5ZM39 124V123H38ZM110 124H111V122H110ZM109 124V125H110ZM122 124V123H121ZM133 124V123H132ZM135 124V123H134ZM183 124H185V123H183ZM182 124V125H183ZM198 124H199V122H198ZM196 125V128L197 127H199V128H201V125L199 126V125ZM222 124V123H221ZM35 125V124H34ZM72 125V124H71ZM101 125V124H100ZM116 125V124H115ZM126 125H127V123H126ZM209 125V124H208ZM7 126H9V125H7ZM11 126H10V128H11ZM33 126V125H32ZM37 126V125H36ZM47 126V125H46ZM87 126V125H86ZM122 126V125H121ZM158 126V127H157ZM163 126V125H162ZM171 126V125H170ZM184 126V125H183ZM244 126V125H243ZM93 127V126H92ZM195 127V126H194ZM210 127V126H209ZM6 128H8V127H6ZM13 128V129H14ZM26 128V129H25ZM43 128V127H42ZM42 128H41V130H42ZM56 128H57V126H56ZM56 128H55V131H56ZM79 128V127H78ZM77 128V129H78ZM108 128L109 127H107V130H108ZM159 128V129H158ZM184 128V127H183ZM211 128V127H210ZM216 128V127H215ZM2 129V128H1ZM0 129V130H1ZM5 129V128H4ZM4 129H3V133H4ZM24 129H25V131L26 132H24ZM63 129V128H62ZM92 129V128H91ZM117 129H119V127L117 128ZM192 130V133H197L198 134V131H196L195 130V132H194V129H193V127L191 128ZM47 130V129H46ZM58 130V129H57ZM60 130V129H59ZM65 130V129H64ZM64 130H61L62 132H60V133H62L63 134V137L61 138V140L62 141H65V140H69L70 138H67V136L66 135H64L66 132V130L64 131ZM198 130V129H197ZM85 131V130H84ZM114 131V130H113ZM190 131V130H189ZM189 131H183L182 132V134H185V137H186V135H189V134H191V132H189ZM2 132V131H1ZM16 132V133H17ZM44 132V131H43ZM65 132V133H64ZM72 131H70L69 132V137H72L71 136V133ZM83 132V131H82ZM86 132V131H85ZM87 132V133H88ZM108 132V131H107ZM2 133V134H3ZM8 133V132H7ZM58 133H59V131H58ZM175 133H176V130H175ZM178 133V132H177ZM200 133V132H199ZM13 134H15V133H13ZM18 134V133H17ZM20 134H18V135H20ZM24 134V135H23ZM29 134V133H28ZM61 134V135H62ZM76 134V133H75ZM107 134V135H106ZM171 134V133H170ZM169 134V132H168V136L170 135ZM20 135V136H21ZM84 135V136H85ZM105 135V136H104ZM173 135H174V132H173ZM1 136H4V135H0V137ZM53 136V135H52ZM89 138H88V137ZM102 136H104V137H102ZM172 136V135H171ZM191 136H192V134H191ZM194 136V135H193ZM18 136H15V138H17ZM51 137V136H50ZM77 137V136H76ZM110 137V136H109ZM173 138H169V137H167V139H170L169 140V142H167V140H166V144L168 143V144H171L172 142L171 141H173L172 139H174V140H176V136L174 135V136H172ZM188 137V136H187ZM186 137V139H189V138H192V137H188L187 138ZM197 137V136H196ZM11 138V137H10ZM20 138H23V137H20ZM59 138H60V134H59ZM0 139H2V141L4 140H6V138H0ZM96 139H99V138H96ZM194 139V138H193ZM48 140V139H47ZM67 140V141H68ZM95 140V139H94ZM100 141V140H99ZM13 142V141H12ZM80 142V143H79ZM96 142H97V140H96ZM65 143H66V141H65ZM165 143H162V144H165ZM84 145V146H82V145ZM101 144V143H100ZM12 145V144H11ZM81 145V146H80ZM174 145V144H173ZM103 146V145H102ZM4 147V146H3ZM2 147V148H3ZM83 147V148H82ZM144 147V146H143ZM23 148V147H22ZM85 148V152L86 153H84V151L82 150V149H84ZM243 148V147H242ZM142 150V149H141ZM148 150V149H147ZM160 150V149H159ZM21 151V150H20ZM69 151V150H68ZM131 151V150H130ZM3 152V151H2ZM81 152H83V153H81ZM88 152V153H87ZM141 152V151H140ZM193 152V151H192ZM21 153V152H20ZM23 153V152H22ZM52 153V152H51ZM81 155H80V154ZM104 153V154H103ZM141 153H143V152H141ZM163 153V152H162ZM2 154V153H1ZM18 155V154H17ZM150 155V154H149ZM153 155V154H152ZM170 155V154H169ZM79 156V157H78ZM83 157V160H81L82 158L81 157ZM131 156V155H130ZM135 156V155H134ZM141 156H142V154H141ZM18 157V156H17ZM78 157V158H77ZM177 157V156H176ZM38 158V157H37ZM75 160V161H80V162H82V163H80V165L81 166H79V161L77 162V164H75L74 163V165H72L73 164V160ZM81 158V159H80ZM145 158V157H144ZM1 159H2V157H1ZM0 159V160H1ZM34 159V158H33ZM71 159V160H70ZM118 159H122V158H119L118 157ZM125 159V158H124ZM263 159V158H262ZM4 160V159H3ZM7 160V159H6ZM88 160H86V161H88ZM148 160V159H147ZM138 161V160H137ZM237 161V160H236ZM5 162V161H4ZM115 162V161H114ZM126 163H128V162H126ZM163 163V162H162ZM162 163L161 164H159L158 166L160 167L161 165H162ZM237 163H239L238 161H237ZM65 164V163H64ZM151 164V163H150ZM70 165H71V167L72 168H70ZM91 165V164H90ZM117 165V164H116ZM166 165V163H164L163 164V166H165ZM34 166V165H33ZM129 166V165H128ZM49 167V166H48ZM81 167V168H80ZM86 167V166H85ZM143 166H141L140 168H142ZM240 167V166H239ZM70 170H69V169ZM92 168V167H91ZM121 168V167H120ZM130 168V167H129ZM144 168H145V166H144ZM144 168H142V170L144 169ZM255 168V167H254ZM146 169V168H145ZM91 170V169H90ZM126 170V168L125 169H123V171H125ZM73 171V170H72ZM94 171V170H93ZM45 172V171H44ZM75 172V171H74ZM122 172V171H121ZM125 172H128V170L127 171H125ZM125 172H123V173H125ZM251 172H253V171H251ZM21 173V172H20ZM86 173V172H85ZM90 172H88V174H89ZM123 173H120L119 172V174H123ZM258 173V172H257ZM167 174V173H166ZM253 174V173H252ZM249 175V174H248ZM255 175V174H254ZM48 176V175H47ZM147 176V175H146ZM168 176V175H167ZM41 178V177H40ZM90 178V177H89ZM117 178V177H116ZM122 178V177H121ZM211 178V177H210ZM85 179H86V177H85ZM88 179V178H87ZM232 179V178H231ZM259 179V178H258ZM68 180V179H67ZM180 180V179H179ZM234 180V179H233ZM69 182V181H68ZM181 182V181H180ZM142 183V182H141ZM172 183V182H171ZM56 184V183H55ZM106 184H107V182H106ZM58 185H59V183H58ZM84 185V186H83ZM112 185V184H111ZM172 185V184H171ZM17 186V185H16ZM60 186V185H59ZM83 186V187H82ZM220 186V185H219ZM79 187V186H78ZM222 187V186H221ZM261 187V186H260ZM63 188H65V189H63ZM80 188H81V190H85L86 188H85V184H80ZM83 188V189H82ZM229 188V187H228ZM55 189H56V187H55ZM66 189H67V187L65 186H63L62 187V191L64 192H61V194H63V195H65L66 193H65V191H66ZM206 189V188H205ZM238 189V188H237ZM244 189V188H243ZM68 190V189H67ZM143 190V189H142ZM226 190V189H225ZM229 191V190H228ZM174 192V191H173ZM230 192H231V190H230ZM9 193V192H8ZM232 194V193H231ZM26 196V195H25ZM184 196V195H183ZM186 196V195H185ZM231 196V195H230ZM190 197V196H189ZM207 197V196H206ZM232 197V196H231ZM237 197V196H236ZM262 197V196H261ZM18 198V197H17ZM174 198V197H173ZM20 199V198H19ZM227 199V198H226ZM191 200V199H190ZM193 202V201H192ZM214 202V201H213ZM24 203V202H23ZM144 204V203H143ZM236 206V205H235ZM238 206V205H237ZM234 208V207H233ZM156 209V208H155ZM158 211V210H157ZM211 213V212H210ZM135 214V213H134ZM138 214V213H137ZM181 216V215H180ZM227 219H228V221L231 223V225H235V227H234V230L232 231L231 230V225L230 226H227V225H225V226H223V227H226L227 226V229H224V230H218V231H216L217 229H215V231H213V233H212V235H213V240H219L220 241V244H221V246H217V248H215V251H213V249L212 250H209V251H205L206 249H203L204 250V253L205 252H210V253H212V251H213V253L215 254H212V257H213V255L216 257H214L215 259H217L218 258V262H219V257H217L216 256V254H219L220 256H221V254L220 253H222V255L225 253V251H226V253H227V251L229 252V250H233V249H235L234 251L236 252V250H237V252L236 253H238L239 255H237L236 253H234V255L236 254V256L235 257H239V261L237 260L236 262H235V264H243L242 263V261L244 260V259H246L247 260V256H246V253L243 251L244 249H248L249 248V246L248 247H246V248H244L242 251H239L238 252V248L235 246H233L234 244L232 243V245H231V241L232 240H229V238L231 239V237H232V239L234 240V239H237V237L238 238H240V234L242 233V234H244L243 232H245V230H249L252 226H251V224H254L253 222H254V220L256 219V218H258L259 216H262V217H264V198L263 199H258V200H256V201H253V202H251L250 201V203H247V204H244V205H241V206H238V207H235L233 210H231L230 211V213L229 214H227ZM114 217V216H113ZM112 216L110 217H106V215H104V217H103V219L101 220V222H98V223H96V221H95V223L96 224H92L90 221L88 222L89 223V225H85L86 226V228H85V226H84V228H82L83 230H81V236L82 237H84V238H81V239H83L84 240V242L86 241V240H88V241H94V240H96V237L98 236V235H101V233H103L102 231L104 230V232L106 231L105 230V227L106 228H108V226H110L111 228H112V225H114V223L116 224V223H121V221L122 220H124V217L123 216H116V217H119V218H116V217H114L113 218ZM123 217V218H122ZM184 217V216H183ZM79 218V217H78ZM100 218H102V217H100ZM107 218V219H106ZM112 220H111V219ZM122 218V219H121ZM224 218V217H223ZM128 219V218H127ZM191 219V218H190ZM97 221H99V219H96ZM104 220V221H103ZM115 220V221H114ZM140 220V219H139ZM153 220V219H152ZM194 220V219H193ZM260 220V219H259ZM118 221H120V222H118ZM125 221V220H124ZM127 221V220H126ZM183 221V220H182ZM55 222V221H54ZM94 222V221H93ZM123 222V221H122ZM79 223V222H78ZM134 223V222H133ZM210 223H211V221H210ZM264 223V222H263ZM35 225V228L39 225V224H37V223H31V222H28L27 223V227H28V229L29 230H31L30 229V227H29V225ZM91 224V225H90ZM257 224V223H256ZM21 225H24V224H21ZM21 225H18V226H21ZM46 225V224H45ZM43 226V225H39V226H41L42 228H45L46 226V229H43V231H42V229H41V227H37L38 229L40 228L41 230H36L35 228H34V226H31V228L33 227V230L35 229V231H31L32 233L34 232V233H37L36 231H38V233L40 232V231H42L43 233H41L42 235H40L38 238H36V239H33V240H35V242L33 241L31 244H27V245H25V247H23L22 249H28L29 247H31V246H33L32 244H37V243H39L40 241H42V240H45L46 238L47 239H49V238H51V237H55L56 238V236H57V234L55 233V231L54 232H52L53 231V228L52 227H50L49 228V226L50 225H46V226ZM121 225V224H120ZM135 225V224H134ZM139 225V224H138ZM223 225V224H222ZM58 226V225H57ZM74 226V225H73ZM209 226V225H208ZM259 226V225H258ZM16 227V226H15ZM27 227H23V226H21V227H19L18 229H17V231H16V229H15V231H16V234L19 236L20 234H22V233H24V232H26L27 233V231L29 232V230L27 229ZM139 227H142V226H139ZM146 227V226H145ZM212 227V226H211ZM47 228H49V229H47ZM114 228V227H113ZM215 228V227H214ZM222 228V227H221ZM253 228H254V226H253ZM14 229V228H13ZM50 229H52V230H50ZM69 229V228H68ZM143 229H145V228H143ZM147 229V228H146ZM233 229V228H232ZM142 229H140V231H141ZM252 230H254V229H252ZM46 233H45V232ZM48 231V232H47ZM50 231V232H49ZM109 231V230H108ZM143 231V230H142ZM202 231V230H201ZM204 231V230H203ZM256 231V230H255ZM144 232V231H143ZM146 232V231H145ZM148 232V231H147ZM206 232V231H205ZM232 233L231 234V236L229 237L228 235H229V233ZM249 232V231H248ZM248 232H246V233H248ZM250 232H251V229H250ZM69 233V232H68ZM71 233V232H70ZM100 233V234H99ZM107 233V232H106ZM192 233V232H191ZM195 233V232H194ZM193 233V234H194ZM227 233H228V235H227ZM178 234V233H177ZM16 235V236H17ZM44 235V236H43ZM73 235V234H72ZM129 235V234H128ZM205 235V234H204ZM209 235V234H208ZM246 234H244V235H242V237L243 236H245ZM249 234H247L246 236H248ZM41 236H43V237H41ZM80 236V235H79ZM228 236V237H227ZM65 237V236H64ZM104 237V236H103ZM54 238V239H55ZM172 238V237H171ZM177 238V237H176ZM193 238V237H192ZM191 238V239H192ZM208 238V237H207ZM247 238V237H246ZM262 238V237H261ZM261 238H258L259 239V241L261 242ZM264 238V237H263ZM37 239L39 240V239H41L39 242L37 241ZM51 239H53V238H51ZM51 239H49L50 241H51ZM57 239V238H56ZM79 239V238H78ZM118 239V238H117ZM142 239V238H141ZM145 239V238H144ZM193 239H195V238H193ZM201 239H202V237H201ZM210 239H212L211 237H210ZM249 239H250V241L252 240V237H250L249 236ZM258 239H257V241H258ZM150 240V239H149ZM199 240H200V238H199ZM207 240V239H206ZM240 240H243V239H240ZM239 240V241H240ZM255 240V239H254ZM254 240H252V242H253V244H252V249H250V251L252 250L253 251V253L254 252H256V254H257V256L258 257H255L254 259H253V262L254 263H258V260H257V258L259 259V261L260 260H263V259H261V258H259V257H264V243L262 244V245H260V246H258L257 244L256 245H254L255 243H254ZM263 240V239H262ZM4 241V240H3ZM49 241V242H50ZM58 241V240H57ZM56 241V242H57ZM143 241V240H142ZM147 241H148V239H147ZM151 241V240H150ZM185 241H186V239H185ZM205 241V240H204ZM208 241V240H207ZM206 241V245L208 244V242ZM229 241V242H228ZM245 241V240H244ZM249 241V240H248ZM256 241V242H257ZM258 241V242H259ZM37 242V243H36ZM55 242V243H56ZM59 242H61V241H59ZM76 242V241H75ZM81 242V241H80ZM83 242V243H84ZM87 242V241H86ZM145 242H146V240H145ZM149 242V241H148ZM195 242V241H194ZM193 242V243H194ZM201 242V241H200ZM218 242V241H217ZM252 242H249V243H252ZM62 243V242H61ZM83 243H81V245H82V247H83V245H87V244H83ZM114 243H116V241L114 242ZM143 243V242H142ZM141 243V244H142ZM147 243V242H146ZM182 243H184V240L182 241ZM189 243V242H188ZM187 243V244H188ZM192 243V242H191ZM203 243H205V242H203ZM209 243H211L212 244V241L211 242H209ZM215 243H216V241H215ZM223 243H225V246H227V247H225V246H223L224 244ZM240 243H241V241H240ZM242 243H244V242H242ZM25 244V243H24ZM49 244V243H48ZM95 244V243H94ZM98 244V243H97ZM150 244H152V243H150ZM187 244H185L186 246H189V247H187V248H190V244L189 245H187ZM199 244H202V242L201 243H199ZM211 244H209V245H211ZM218 244V243H217ZM223 244V245H222ZM227 244V245H226ZM228 244H229V246H228ZM90 245H92V244H90ZM96 245V244H95ZM154 245V244H153ZM156 245V244H155ZM195 245H197V244H195ZM202 245H204V246H202ZM202 245H200V249H202L203 247L205 248V244H202ZM230 245H231V248H229L230 247ZM235 245H237V244H235ZM247 245H249L248 244V242H247ZM110 246V248H112L111 247V245H108V247ZM112 246L114 247V244H112ZM127 246V248H125L126 250H128V248H132V247H136V246H132L131 247V245H126ZM130 246V247H129ZM157 246H158V244H157ZM185 246V247H186ZM197 246H199V245H197ZM255 246V247H254ZM257 246V247H256ZM107 247V248H108ZM118 248L120 247V246H117ZM141 247V246H140ZM234 247V248H233ZM74 248V247H73ZM86 248H88V246L86 247ZM103 248V247H102ZM106 248V247H105ZM143 248V247H142ZM141 248V249H142ZM157 248V247H156ZM233 248V249H232ZM253 248H254V250H253ZM33 249V248H32ZM31 249V250H32ZM41 249V248H40ZM83 249V248H82ZM85 249V248H84ZM83 249V250H84ZM123 249V248H122ZM122 249L120 250V252H122ZM138 249V248H137ZM137 249H135V250H137ZM19 250V249H18ZM25 250V251H26ZM29 250V249H28ZM80 250V249H79ZM78 250V251H79ZM89 250H92L91 249V247L89 248ZM89 250H87V251H89ZM104 250H106V249H104ZM111 250V249H110ZM114 250H116V249H114ZM160 250V249H159ZM176 250V249H175ZM186 252H187V249H184ZM199 250V249H198ZM241 250V249H240ZM42 251V250H41ZM75 251V250H74ZM117 251H119L118 249H117ZM125 251V250H124ZM130 251H133L134 252V250H131L130 249ZM130 251L128 252V253H130ZM164 251V250H163ZM171 251V250H170ZM192 251H194V250H192ZM251 251V252H252ZM84 252H86V251H84ZM93 252V251H92ZM105 252H107V251H105ZM111 252H112V250H111ZM171 252H173V251H171ZM170 252V253H171ZM189 252V251H188ZM195 252V251H194ZM224 252V253H223ZM251 252H250V254H251ZM15 253H17V247H16V245L15 244H10V245H7L6 247H4L3 249H1L0 250V264H5L6 262L5 261H8V260H6L8 257H10V256H12V255H14ZM29 253V252H28ZM34 253V252H33ZM74 253V252H73ZM87 253V252H86ZM109 253V252H108ZM126 253V252H125ZM132 253V252H131ZM155 253H157V250H156V252ZM159 253H161V251L159 252ZM169 253V252H168ZM174 253V252H173ZM177 253V252H176ZM201 253V252H200ZM209 253V254H210ZM230 253H233L232 251L230 252ZM25 254V253H24ZM38 254V253H37ZM93 254V253H92ZM102 254H104L103 252H102ZM114 254V253H113ZM138 254V253H137ZM164 254H166V253H164ZM248 254V253H247ZM249 254V255H250ZM30 255V254H29ZM85 256H86V254H84ZM88 256H91L90 255V252H89V254H87ZM116 255V254H115ZM124 255V254H123ZM154 255V254H153ZM248 255V257L250 258V256ZM254 256H255V254H253ZM45 256V255H44ZM44 256H42V257H44ZM82 257H84L83 255H81ZM80 255L79 256H77V255H73L72 257H70V256H57V257H59V258H56V260H53L52 262H54V264H59V263H61V261H62V263L64 264V262L67 260H69L70 262H72V263H78V261L81 263V261H82V257H81ZM121 256V255H120ZM178 256V255H177ZM196 256V255H195ZM230 256V255H229ZM252 256V255H251ZM253 256V257H254ZM31 257V256H30ZM119 257V256H118ZM171 257H173V256H171ZM208 257H209V255H208ZM46 258H48V257H46ZM45 258V259H46ZM86 258V257H85ZM84 258V260H86ZM90 258V257H89ZM96 258V257H95ZM115 258H117L116 256H115ZM222 258L224 259L225 257H223L222 256ZM221 258V259H222ZM242 258H243V260H242ZM9 259V258H8ZM17 259V258H16ZM16 259H14L15 261H16ZM21 259V258H20ZM25 259H27V258H25ZM30 259V258H29ZM38 259V258H37ZM49 259V258H48ZM64 259H65V261H64ZM114 259V258H113ZM119 259V258H118ZM212 259V258H211ZM5 260V261H4ZM93 260V259H92ZM101 260H102V258H101ZM104 260V259H103ZM108 260V259H107ZM110 260V259H109ZM108 260V261H109ZM200 260V259H199ZM208 259H206V261H207ZM233 260V259H232ZM234 260H236V259H234ZM234 260H233V262H234ZM9 261H11V260H9ZM13 261V260H12ZM18 261H19V259H18ZM95 261V260H94ZM104 261H106V260H104ZM209 261V260H208ZM216 261V262H217ZM251 261V263L253 264V262H252V260H249V262ZM5 262V263H4ZM48 262H50V260L48 261ZM48 262L46 263V264H48ZM69 262V263H70ZM83 262V261H82ZM101 262V263H100ZM99 263L100 264H109V263H106V262H102V261H100ZM118 262H119V260H118ZM188 262V261H187ZM210 262H212L211 260H210ZM244 263H245V261H243ZM8 263V262H7ZM6 263V264H7ZM17 263V262H16ZM76 263V264H77ZM85 263H87V262H85ZM90 263V262H89ZM114 263V262H113ZM191 263V262H190ZM194 263V262H193ZM204 264H205V262H203ZM202 263V264H203ZM28 264V263H27ZM79 264V263H78ZM88 264V263H87ZM118 264V263H117ZM184 264V263H183ZM189 264V263H188ZM195 264H197V263H195ZM206 264H208V262H206ZM213 264H214V260H213ZM234 264V263H233ZM246 264H249V263H247L246 262ZM261 264V263H260Z\"/></svg>","mask_w":264,"mask_h":264}]
</instances>
